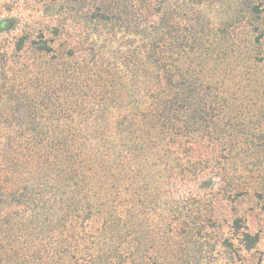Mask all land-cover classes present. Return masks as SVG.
Listing matches in <instances>:
<instances>
[{
    "label": "trees",
    "instance_id": "16d2710c",
    "mask_svg": "<svg viewBox=\"0 0 264 264\" xmlns=\"http://www.w3.org/2000/svg\"><path fill=\"white\" fill-rule=\"evenodd\" d=\"M205 1L63 0L0 50V264H264L224 185L264 164V1Z\"/></svg>",
    "mask_w": 264,
    "mask_h": 264
},
{
    "label": "rangeland",
    "instance_id": "374dc122",
    "mask_svg": "<svg viewBox=\"0 0 264 264\" xmlns=\"http://www.w3.org/2000/svg\"><path fill=\"white\" fill-rule=\"evenodd\" d=\"M230 1L206 0L203 10L211 17H220L225 13V8L221 4H228ZM62 6L63 0H0V22L10 20L13 21L14 25L11 30L0 31V50L13 49L16 41L22 35H29L31 39H36L38 34L43 31L48 39L53 38L51 34L53 27L57 25L61 27L66 17L61 14ZM59 21L61 22L59 23ZM71 21L70 19L69 23L66 24L63 40L69 39L75 30L80 31L78 22ZM30 51L29 55H26L29 59L28 63H32L31 61L35 57L32 54L33 51ZM260 55L264 57V49L263 54ZM259 69L264 71V63L259 66ZM243 158L240 157L233 164H226L229 173L226 182H229L224 183V185L228 188L229 184L232 183L238 187L237 190H233L232 194L229 193L233 202L229 203L228 209L229 211L238 210L239 216L244 218L249 231L261 235L260 246L253 256L256 259L264 258V164L257 165L255 161ZM258 191L261 192V197Z\"/></svg>",
    "mask_w": 264,
    "mask_h": 264
}]
</instances>
